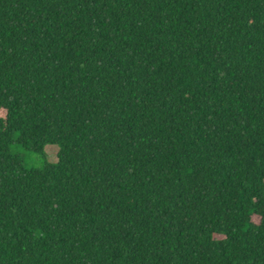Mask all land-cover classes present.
Wrapping results in <instances>:
<instances>
[{
	"label": "trees",
	"instance_id": "obj_1",
	"mask_svg": "<svg viewBox=\"0 0 264 264\" xmlns=\"http://www.w3.org/2000/svg\"><path fill=\"white\" fill-rule=\"evenodd\" d=\"M0 264H264V0H0Z\"/></svg>",
	"mask_w": 264,
	"mask_h": 264
},
{
	"label": "rangeland",
	"instance_id": "obj_2",
	"mask_svg": "<svg viewBox=\"0 0 264 264\" xmlns=\"http://www.w3.org/2000/svg\"><path fill=\"white\" fill-rule=\"evenodd\" d=\"M53 147H55V146H49V145L45 146L44 151L46 154V159L48 161H54L55 154H54V148ZM12 149L16 150V151H22L25 156L27 154H29L28 152H24V150H22L18 146H13ZM26 159L29 162L28 164L32 165V166H38L40 163V157H39V155H36V154H29V156H27Z\"/></svg>",
	"mask_w": 264,
	"mask_h": 264
}]
</instances>
